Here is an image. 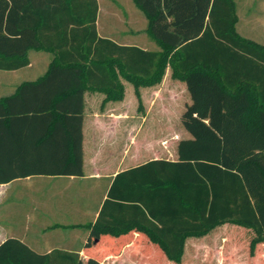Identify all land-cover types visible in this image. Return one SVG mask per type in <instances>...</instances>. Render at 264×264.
<instances>
[{"label":"trees","instance_id":"obj_1","mask_svg":"<svg viewBox=\"0 0 264 264\" xmlns=\"http://www.w3.org/2000/svg\"><path fill=\"white\" fill-rule=\"evenodd\" d=\"M133 1L159 50L99 36L97 0H0V71L28 67L32 50L54 56L44 76L0 99V184L84 176L86 92L120 102L125 80L141 102L140 89L169 72L192 100L181 117L191 138L176 137L175 160L115 177L83 255H38L12 239L0 264H103L134 235L141 264H227L225 248L198 246L208 239L229 241V264H264V46L236 32L234 0ZM240 230L252 238L237 259Z\"/></svg>","mask_w":264,"mask_h":264},{"label":"crops","instance_id":"obj_2","mask_svg":"<svg viewBox=\"0 0 264 264\" xmlns=\"http://www.w3.org/2000/svg\"><path fill=\"white\" fill-rule=\"evenodd\" d=\"M97 1L99 4L97 20L99 36L108 38L119 45L136 46L147 51H157L148 49L145 41L141 42L143 44L140 45H129L126 42L119 41L116 38L118 35L114 25L116 20H114L113 16L115 14L111 12L108 13L110 20H107L105 30L107 34L101 35V6L99 0ZM234 2L238 18L235 26L236 32L243 38L264 46L252 36L241 33L239 25L243 20L238 14L236 1L234 0ZM146 21L147 25L142 28L144 19L135 12L132 14L129 23L134 26L141 25V30L136 29L129 32L135 36L144 32L148 36L146 33L148 20L146 19ZM123 22L125 23L126 21ZM125 25H127V22ZM129 32L128 30L126 31V33ZM152 41L155 43L154 40ZM46 72L47 70L35 80L0 88V99L13 96L21 84L36 81L44 76ZM169 79H171L170 73L167 72L162 84L148 88V91L151 90L152 98L150 107L147 109V116L152 107H157L156 104H158V112L160 111L161 114L157 116L165 119L166 128L172 125L173 118H175L174 107H187L192 103L190 94L186 89L187 87L184 88L183 85L180 86L186 93L187 99L183 104L180 102L178 93L171 88L178 83H173L172 81L173 84L171 85L168 82ZM165 89L168 94V97L165 98L167 105L164 103L165 99L162 96ZM145 93L142 94L141 92L143 100ZM86 95L83 149L84 161L85 159L88 161H86V165L88 164L89 169H85L84 166L83 177L33 176L18 179L8 184H0V247L8 240L13 239L24 244L38 255L62 252L81 256L84 254L85 246L91 237L89 226L98 219L102 207L108 199V193L115 177L120 172L138 167L152 160L176 159V148L170 150L169 146L166 145L171 143L175 146L178 135L186 136L184 131L179 134L174 132L171 137H166V134H164L154 142H141L139 134L142 130L140 129H142L147 117L133 116L127 107H110L114 105L109 104L111 102L103 105L105 96L102 103H100V107H90L89 98L97 95L92 92H86ZM98 98L99 102H101V98ZM122 105L124 104L119 106ZM180 122L182 125L181 119ZM33 179H37V181H35L36 183L31 189L27 186L16 185L18 182H28ZM11 190L18 192V198L14 202L7 204L3 210L2 199ZM135 239L134 235L128 246L124 247L119 254L107 258L103 264H141L134 256L142 255L144 251L141 247L136 246ZM194 252L193 255L207 254L202 253L203 251L200 250Z\"/></svg>","mask_w":264,"mask_h":264},{"label":"rangeland","instance_id":"obj_3","mask_svg":"<svg viewBox=\"0 0 264 264\" xmlns=\"http://www.w3.org/2000/svg\"><path fill=\"white\" fill-rule=\"evenodd\" d=\"M235 1L238 8V14L241 17V20H243L244 22L240 24L241 26L239 25V30L241 31V33L252 36L253 38L259 40V42L264 44V0H235ZM99 2L101 6V13H100L101 35L107 34L105 32L107 26V20H110L108 13L111 12L112 14H115L113 16L114 20H116L114 25L116 27V34L118 35L116 36V38L119 41L126 42L129 45H133V44L140 45L143 44L141 42L145 41L147 42V44L145 45L148 46V49L158 50V46L144 32L138 33L136 36L129 32L130 30H136V29L141 30L140 29L141 25L134 26L133 24L129 23L132 14H134L135 12L141 15L142 18L144 19V25H142L143 26L142 28H144V26L147 25V21L143 12L137 8L133 0H99ZM123 21H126L127 25H125L126 22L124 23ZM127 30L129 33H126ZM121 36L122 38H120ZM29 57L31 60V65L26 68L17 71H0V88L6 86H15L24 81L35 80L38 76L42 75L47 70L54 56L52 53L49 52L32 50L29 53ZM172 81L173 80L169 79L168 81L169 84L172 85L173 83H178L175 84V87L172 86L171 88L176 90L180 98V102L183 104L186 101L187 96L186 93L182 90V86L180 85H183L184 88H186V84L179 81H173L172 83ZM122 82L125 87L124 99L120 102H111L109 104H114L111 105L110 107H127L128 111L130 112V114H133V116L137 115L139 117L142 116L147 117L146 122H144L142 129H140L142 130V132H140L139 134V140L141 142H147V141L154 142L158 138L162 137L164 134H166L165 135L166 137L167 136L171 137L174 132H177L178 134V132L181 133L182 131H184V133L186 134L187 136L186 138H191L190 134H188L183 129L180 122V119L184 114V112L186 111L187 107H174L175 109L173 110L175 111V118H173L172 125H170L169 128H166V125L164 123L165 119L160 117L158 118L157 116V115L160 116L161 114L160 111L158 112V104H156L157 107H152V110L148 112V116H147V109L150 107V102L152 98L150 93L151 90L148 91V88L140 89V92H142V94L145 92L146 93L144 100L142 99L141 102H139L135 94L134 86L125 80H122ZM87 95L85 96L86 99H87ZM94 95L100 97L101 102H99V98L97 96H93L89 98L88 103L90 107H100V103H102L104 95L100 93H94ZM162 96L164 97V99L168 97L166 89L164 90ZM159 100L163 101L162 99ZM164 103L167 105L166 99L164 100ZM120 104H124V105L119 106ZM139 107H142V109H139ZM179 139H182V137L180 136ZM166 146H169L170 150H173V148L175 149V146L171 143H168V145ZM86 161L87 160L85 159L84 161L85 169H89L88 164L86 165ZM35 181H37V179H33L32 181H28V182L26 181L18 182L16 183V185L27 186L28 188L31 189L34 183H36ZM17 198H18V192L16 190L9 191L2 199L3 201L2 209L4 210L7 204H9L10 202L11 203L14 202L15 199ZM223 227H219V231ZM234 227L239 229H244L239 226H234ZM240 235L243 238H245V240L243 242V245L242 244L240 245L241 252L238 255V257H236L237 259L242 258L243 257L242 254L247 253V243L250 240V238H252L251 232L248 231L240 230ZM228 244H229L228 240H222L220 241V243H218L216 241H212L211 239L210 240L208 239L205 244H201L198 246L202 247L203 249L207 247L218 248L219 251H222L225 248V254H224L225 256L221 260L224 261V263L229 264L231 259L229 254L230 245ZM218 254H220V252L218 253L217 251L211 252V255L208 257L211 260H215V259L219 260L217 256ZM206 258L207 257L203 256L202 259H206Z\"/></svg>","mask_w":264,"mask_h":264}]
</instances>
